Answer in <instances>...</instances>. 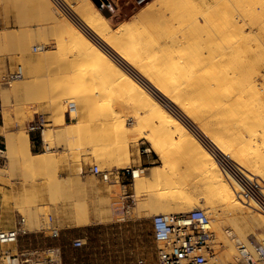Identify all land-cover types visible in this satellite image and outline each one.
<instances>
[{
	"label": "rangeland",
	"instance_id": "374dc122",
	"mask_svg": "<svg viewBox=\"0 0 264 264\" xmlns=\"http://www.w3.org/2000/svg\"><path fill=\"white\" fill-rule=\"evenodd\" d=\"M110 1L113 8L103 0L99 4L94 0H0V31L8 33L0 46V89L2 91L6 87L9 91L6 99L1 94L0 139L4 140L7 150L5 160L0 161V228L11 229L23 225L17 241L2 243L4 250L13 247L16 253L25 248L56 247L60 248L63 264H159V249L163 242L155 237L153 218L164 211L157 206L158 197L149 194L151 184L145 182L138 185L132 173L135 167L148 171L153 166H143L138 162L137 166L129 167V172L124 174L122 170V177L125 178L117 181H105L88 169L94 165L101 169H123L128 166L125 162L133 164L144 152H156L149 150L150 143L146 138L137 137L136 131L130 140V152H121V140L112 136L109 123L104 120L107 111H111L112 102L101 98L95 91H103L108 97L121 95L131 102L151 93L154 74L130 71L133 67L122 64V58L129 56L127 49L137 34L142 32L147 39L187 35L191 42L199 43L202 38L201 45L211 46L210 43L236 17L235 8L260 5L256 0ZM81 2L92 4L101 12L112 24L111 30H104L101 25H93L82 17L76 11V6ZM160 3L166 4L167 17L171 13L173 15L168 23L163 16L155 13ZM205 14L210 24L205 23ZM261 14L256 18L258 25L264 23ZM196 18L200 26L195 24ZM121 25L133 27L134 33L121 37L117 30ZM71 35H80L81 38L71 39ZM63 37L70 40L62 50L56 49V43ZM42 43L53 48V52L43 56L40 49L31 48ZM87 47L106 49L94 56L97 58L95 61L90 56L77 54L74 58L71 51L67 53L70 49ZM32 56L37 58L33 59ZM80 61L107 65L109 71L106 78L94 83L92 80L79 81L72 69L77 68ZM19 65L23 67L24 77L8 85L3 76ZM123 79V83L138 79L142 82L127 85V90H121L119 85ZM39 114L45 116V128L52 132L50 146L53 151L48 152L45 164L33 166L28 165L22 150L16 149L15 145L9 146L7 135H15L25 147L24 136L29 134L33 140L32 145L31 139L29 144L32 151L46 150L42 132L29 130L31 122ZM123 117L131 121L130 115ZM205 134L206 131L200 129L194 137L200 139ZM38 143L39 146L36 145ZM105 143H108L106 148L101 146ZM96 144L100 147L95 149L105 150L99 155L100 158L91 149L97 147L94 146ZM171 147L169 163L166 162L165 166H173L175 171L178 168L177 171L182 173L184 170L180 171L179 166L181 169L185 167L184 148L181 144ZM219 159L223 165L221 168L226 171L229 165L221 156ZM259 182L254 181L250 185L257 184L262 191L264 180ZM260 194L257 190L255 194L249 193V196H238L231 200L230 208L234 211H255L259 205L262 208ZM119 203L118 209L124 212L121 215H125L122 219L116 216L118 213L110 211L111 206L113 210L115 204ZM80 207L87 209L90 216L98 220L88 225L74 224V214ZM140 208H147L148 215L139 214ZM195 208L204 207L200 205ZM102 210L105 214H111L106 217ZM98 213L105 217H101L102 214L98 217ZM209 215L213 218L211 213ZM32 216L37 217L38 223L32 221ZM21 217L25 219L27 227L21 224ZM54 229L60 230L58 236L52 235ZM248 230V238L264 236V221L253 220ZM76 238H84L85 244L76 246ZM220 240L217 244L218 255L227 249L225 238L222 236ZM18 244L20 248H17ZM0 264L6 263L0 261Z\"/></svg>",
	"mask_w": 264,
	"mask_h": 264
},
{
	"label": "bare ground",
	"instance_id": "6f19581e",
	"mask_svg": "<svg viewBox=\"0 0 264 264\" xmlns=\"http://www.w3.org/2000/svg\"><path fill=\"white\" fill-rule=\"evenodd\" d=\"M256 1L260 3L259 7L235 8L236 17L217 35L213 43H210L211 46L201 45L202 38L199 43L191 42L187 35L147 39L142 32L137 34L127 49L129 56L122 58V64L133 67L130 71L154 74L155 81L149 93L150 97L146 94L131 102L121 95L108 97L103 91H95L101 98L112 102L111 111H107L104 120L108 121L112 136L121 140V152H130V140L135 131L137 137L147 139L150 143L149 150H154L164 164L169 163L171 146H183V160L188 161H184L186 171L181 169V166L179 169L187 173L178 172V168L175 171L173 166H153L148 171L135 167L132 173L138 185L145 182L151 184L152 191L149 194L158 197L157 206L164 211L160 214L178 209L180 212H186L201 205L213 215L211 224L214 231V252L209 264H253L258 261L255 248L249 243L250 237L248 238L247 234L253 220L264 221V185L262 183V191L257 184L250 185L254 181L258 183L264 180V23L256 24L259 13H263L264 21V0ZM236 3L237 1L234 5ZM164 7L166 4L160 3L155 8V13L163 16L168 23L173 15L171 13L170 17H167L169 12ZM76 11L93 25H101L104 30H111L112 24L92 4L81 2L76 6ZM204 20L206 24L211 23L206 14ZM195 24L200 26L198 18L195 19ZM117 30L121 37L134 33L133 27L128 25H121ZM7 34L0 31V46ZM79 38L80 35H71V39ZM69 40L61 38L56 43V49L62 50ZM31 48L40 49L43 56L53 52V48L43 43L36 47L32 45ZM105 49L74 48L67 53L71 51L74 58L77 54L90 56L95 61L97 58L94 56L97 53L100 55ZM86 62L80 61L77 68L72 69L79 81L92 80L94 83L106 78L109 71L107 65ZM123 81L124 79L119 85L121 90H127V85L133 86L142 82L140 79L125 83ZM7 89L5 87L1 91L5 99L9 95ZM126 115L131 116L130 122L123 117ZM200 129H204L206 134L197 139L194 134ZM42 134L46 150L41 152L30 149L29 134L24 136L25 147L22 141L10 133L7 135V142L10 147L15 145L16 149L24 152L28 165L40 166L46 163L48 152L53 151L50 146L52 132L44 128ZM106 144L108 143L101 146L106 148ZM94 146H97L93 147L94 149L100 147L97 144ZM93 148V153L98 156L105 151L102 147L103 151ZM119 148L117 146L118 150ZM219 156L229 165L226 171L221 168L223 165ZM125 163H128V166ZM125 163H122L125 167H131L130 161ZM80 164L77 165L81 166ZM257 190L262 195H259L262 197V208L260 205L258 207L263 212L259 208L255 211H234L230 208L232 199L245 194L249 196V193L255 194ZM120 204H115L113 210L110 204L109 208L111 213H118L116 216L122 219L125 215H121L124 212L121 213V209H118ZM81 208L74 211V224L88 225L93 220H98L93 219L87 209ZM140 209L139 214L148 215L147 208ZM19 211L21 212V209ZM103 212L105 214L104 210ZM125 212L127 215V210ZM104 214L100 216L103 217ZM32 217L35 222L37 217ZM24 221L21 224H24ZM222 236L225 238L227 249L218 255L217 244ZM256 237L264 239L261 235ZM241 243L249 245L254 262L240 256L237 247Z\"/></svg>",
	"mask_w": 264,
	"mask_h": 264
},
{
	"label": "built area",
	"instance_id": "2783aa9c",
	"mask_svg": "<svg viewBox=\"0 0 264 264\" xmlns=\"http://www.w3.org/2000/svg\"><path fill=\"white\" fill-rule=\"evenodd\" d=\"M132 1L143 3L147 0ZM22 77H24V70L19 65L14 69H9L3 76V80L5 83L10 84ZM46 122L45 116L39 114L31 122L29 130L43 132ZM6 150V144L0 142V161L5 160ZM122 170L130 171L129 168L101 169L98 165L89 168L91 173L98 175L105 181L121 180ZM127 197H130V195H127ZM22 221H24L23 218ZM211 221V216L203 208L155 215L153 218L154 234L157 240L163 242V246L159 249V264H209L210 257L214 252V231ZM21 233L20 225L11 229L0 228V242L17 241ZM59 234V229L53 230V236ZM249 243L255 248L258 261L264 264V239L252 236ZM74 244L81 246L85 244V240L84 238H76ZM239 251L243 258L254 262L248 244L241 243ZM0 261L6 264H63L60 248L56 247L25 248L16 253L11 252V250H4L0 252ZM258 261L253 264H258Z\"/></svg>",
	"mask_w": 264,
	"mask_h": 264
},
{
	"label": "crops",
	"instance_id": "0c3cea01",
	"mask_svg": "<svg viewBox=\"0 0 264 264\" xmlns=\"http://www.w3.org/2000/svg\"><path fill=\"white\" fill-rule=\"evenodd\" d=\"M1 89H0V100H1ZM0 126H1V122H0ZM0 135H2V132L0 130ZM31 139V138H30ZM0 142H4L3 139H0ZM38 142V141H37ZM33 143V140L31 139V145ZM37 146H39V143L36 144ZM7 146V145H6ZM147 153V152H146ZM134 160V159H133ZM138 162L142 163L143 166H165V164L161 161V159L159 158V156L154 153V154H151V153H147L145 154V152L143 153V155H141L140 159L136 158V162H133V164H131L130 166H137ZM164 164V165H163ZM89 169V168H88ZM123 172L126 173V171L123 170ZM124 173V174H125ZM123 179L125 178V176L122 177ZM18 247L17 248H20L21 245L18 244L17 245ZM11 249V252H13V247L10 248ZM4 251V247H3V244L0 243V252H3Z\"/></svg>",
	"mask_w": 264,
	"mask_h": 264
},
{
	"label": "water",
	"instance_id": "95a60500",
	"mask_svg": "<svg viewBox=\"0 0 264 264\" xmlns=\"http://www.w3.org/2000/svg\"><path fill=\"white\" fill-rule=\"evenodd\" d=\"M97 4L100 3L101 0H94ZM110 8H113V4L110 0H103Z\"/></svg>",
	"mask_w": 264,
	"mask_h": 264
}]
</instances>
